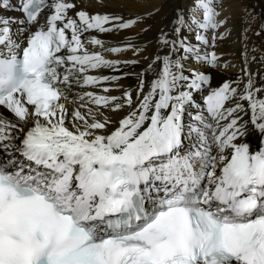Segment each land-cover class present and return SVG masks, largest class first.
Listing matches in <instances>:
<instances>
[{
	"label": "snow or ice",
	"instance_id": "obj_1",
	"mask_svg": "<svg viewBox=\"0 0 264 264\" xmlns=\"http://www.w3.org/2000/svg\"><path fill=\"white\" fill-rule=\"evenodd\" d=\"M75 8L0 0V108L11 114L0 112V264H264V86L245 68L247 82L211 88L187 62L219 58L187 43L180 16L176 38L160 37L170 51L148 65L159 68L147 91L140 73L135 100L84 91L69 112L72 85L121 79L92 70L138 63L106 58L126 49L85 36L135 20ZM197 10L204 32L226 23L212 0ZM195 40L209 44L200 31ZM125 107L115 122L100 110Z\"/></svg>",
	"mask_w": 264,
	"mask_h": 264
},
{
	"label": "bare ground",
	"instance_id": "obj_2",
	"mask_svg": "<svg viewBox=\"0 0 264 264\" xmlns=\"http://www.w3.org/2000/svg\"><path fill=\"white\" fill-rule=\"evenodd\" d=\"M76 8L70 10L69 15L75 17V12L85 11L90 15L100 14L112 17H121L120 21H113L114 24L135 20L136 23L127 29H113L111 32L99 33L92 31L85 36H97L103 40L105 47H120L126 49L120 53L105 52L108 59L121 62L138 61V63H121L117 68H100L92 70L90 74L98 76H119L117 81L103 83L99 87H80L72 85L68 100L62 101L71 112L77 103L72 101L78 94L84 91H94L100 95L122 97L125 90L132 91L133 99L136 97V90L139 85V74H144L147 91V84L155 77L159 64H153L149 70L148 65L152 63L156 55H165L170 51V46H164L160 37L167 34L169 39H175L174 29L178 27L177 20L183 16L188 26L182 28L181 35L187 37V43L197 45L204 52H215L219 58L218 64L212 67L209 64L190 59L189 63L193 68H199L206 75L210 76L211 88H218L226 81L242 80L247 82L248 76L243 71L251 74L257 87L264 86V0H212V6L218 13L217 20H225L221 27L207 32L197 28L193 23V17L202 19V10L193 11L197 0H72ZM13 17L21 14L16 11L7 13ZM111 27V25H107ZM17 25H13V32H16ZM189 27L192 29L189 30ZM200 31L209 39L208 45H201L195 40V32ZM213 32L217 37L223 34V38L212 40ZM259 33V34H257ZM20 35V34H18ZM22 38V36H21ZM89 48H92L89 45ZM135 48L138 51H134ZM95 50L99 51V47ZM235 86V85H233ZM108 87L110 92L104 93L103 88ZM243 87V84H241ZM197 93V102L203 104V95ZM264 98V97H262ZM245 105L247 102H244ZM93 107H95L93 105ZM112 121H118L128 111L127 107L120 111L100 109ZM85 111V109H81ZM5 116H11L6 109L0 108ZM205 115L207 113L205 112ZM250 144H258L259 138L256 134L247 137Z\"/></svg>",
	"mask_w": 264,
	"mask_h": 264
}]
</instances>
